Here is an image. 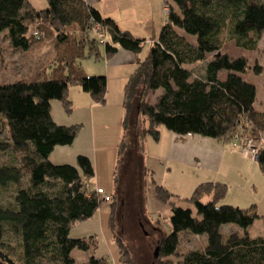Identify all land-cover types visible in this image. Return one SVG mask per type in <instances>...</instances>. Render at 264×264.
Instances as JSON below:
<instances>
[{
    "label": "trees",
    "instance_id": "1",
    "mask_svg": "<svg viewBox=\"0 0 264 264\" xmlns=\"http://www.w3.org/2000/svg\"><path fill=\"white\" fill-rule=\"evenodd\" d=\"M46 4L37 9L29 0H0V48L4 42L9 52L23 53L47 37L52 44L44 64L23 77L0 82V156L10 160L0 162V188L14 186L12 198L0 200V264H74L71 250H87L94 240L68 235L76 222L94 217L103 202L102 195L90 188L95 175L91 159L79 154L71 165L48 158L56 146L70 145L81 129L78 123L57 124L50 114L52 100L69 113L68 89L78 85L97 104L107 101L105 75H87L80 64L81 59L101 57L100 37L91 35L94 23L103 28L107 57L126 49L136 60L122 88L123 135L116 169L127 148L125 132L131 121L138 135L149 134L153 140L159 139L162 125L177 138L198 134L221 144L233 143L235 135L252 138L255 160L264 173V147L256 144L264 140V109L255 107L256 87L243 78L249 62L221 53L227 41L255 47L264 34V0H163L169 11L144 58L139 54L145 38L120 28L112 17H103L91 3L46 0ZM214 52L217 56L194 74L192 65ZM223 71L227 74L222 78ZM253 72L261 73L258 64ZM159 88L162 91L149 102L148 96ZM154 186L157 200L171 208L172 226L156 243L158 264H264V234L250 235L255 218L263 216L257 204L223 203L227 184L206 181L187 197L194 213L177 205L165 186ZM116 208L112 202L111 233L123 260L131 264L128 247L116 232ZM223 225H230L229 230L225 232ZM182 232L202 237L204 245L180 250ZM12 238L17 239L15 245ZM82 264L108 260L106 255H91Z\"/></svg>",
    "mask_w": 264,
    "mask_h": 264
},
{
    "label": "rangeland",
    "instance_id": "2",
    "mask_svg": "<svg viewBox=\"0 0 264 264\" xmlns=\"http://www.w3.org/2000/svg\"><path fill=\"white\" fill-rule=\"evenodd\" d=\"M29 2L37 9L47 6L46 0H29ZM121 7L120 10L115 11L116 16H119L120 26L143 36V38L145 37L144 48L139 54L141 58H144L152 42L158 38L159 31L165 23V14L162 9L163 0H127L123 2ZM145 23L149 27L147 30H143ZM91 35L99 38L98 35ZM46 39L48 37L43 41ZM99 45L104 46L103 42H100ZM51 46V42H48L45 47L51 49ZM2 51L0 82L12 81L15 76L17 78L23 77L30 73L36 65L44 64V61H41L42 55H40L41 59L37 58V60L28 54L8 57L10 52L4 46V42L0 48V56ZM222 52H226L232 58L245 57L247 59L249 66L243 78L256 87L255 107L264 109V34L257 38L253 49L238 47L233 41H227L221 49ZM216 56L217 53H211L204 61L192 65L193 73L196 75L198 72L200 73L206 62ZM255 64L260 66L261 73L253 72ZM2 65L8 66L7 71L1 68ZM11 69H14L13 72ZM220 73L222 78L227 74L225 71ZM4 75L10 80H3ZM161 91L162 88H159L155 95L148 96L149 102H153L154 97ZM134 107L136 109V102ZM132 110L134 113V108ZM133 123L130 121L126 129L128 144L122 154V162L117 169L116 162L111 165L113 166L112 170L104 171V167L98 166L99 173L90 180V188L95 190L97 184L100 185L105 190V195L110 196V200H103L94 217L86 221L76 222L70 229L68 235L72 238L87 239L90 236L94 238L87 250L77 247L71 250L70 256L74 259V264L87 263L91 255L96 257L106 255L108 264H127L120 254V248L113 237V233H111L109 218L112 202H116L117 206L114 217L116 232L120 234L128 247L131 264H158V260H154L156 243L165 232L172 231V226L171 208L168 204L157 200L154 185L165 186L174 194L173 199L176 200L177 205L184 208L190 207L195 213V207L187 197H190L197 184L211 180L219 169L230 180L228 181L229 185L226 183L227 192L230 195L238 194L240 187H242L239 191L242 196L240 205L246 204L247 206L255 203L258 214L263 215L253 221L250 235L264 234V173L259 170L252 155H245L238 146L234 147L232 143H229L232 148L243 154V158L241 157L242 159L240 158L238 162L232 159L237 162L232 165L228 160H222L220 150H214L205 143H194L193 141V136L207 139L206 136L193 134L192 136L184 135L177 138L173 131L167 130L162 125L160 126L159 139L153 140L149 134L143 138L140 134L138 135L134 130ZM256 144L264 147V140L256 142ZM8 157L1 155L0 162L10 161ZM238 165L243 168L242 172L238 171ZM218 166L219 168H217ZM222 183L224 182L222 181ZM13 190V185L7 189L0 188V200L2 202L10 200ZM101 197L103 198V196ZM224 199L222 202H225ZM230 225H223V230L228 231ZM180 234L181 237L185 236L183 232ZM189 234L181 239L180 250L198 248L204 245L202 237ZM11 242L15 245L17 239L12 238Z\"/></svg>",
    "mask_w": 264,
    "mask_h": 264
},
{
    "label": "crops",
    "instance_id": "3",
    "mask_svg": "<svg viewBox=\"0 0 264 264\" xmlns=\"http://www.w3.org/2000/svg\"><path fill=\"white\" fill-rule=\"evenodd\" d=\"M86 2L91 3L99 12H101L103 17H112L115 22L119 25V16H116L117 10H120L123 2L127 0H85ZM157 27V24H156ZM123 29V28H122ZM125 30L130 31L127 28ZM149 29L146 25L143 30ZM131 32V31H130ZM132 33V32H131ZM135 34V33H134ZM138 37H142L140 35L135 34ZM145 38V37H144ZM48 42H51L50 39H46L45 41H40L34 44L29 50L18 52L12 51L8 54L10 56H23L24 54H28L33 56L34 58L41 59L40 55L43 56L41 61L44 63L47 60V57L52 53V48L47 49L45 46ZM101 57H88L84 58L80 61L82 68L85 69L87 75H105L107 78V93H106V103L103 105L97 104L92 100L89 93L82 90L81 86L71 85L69 86L68 98L72 103V109L69 113H66L62 107L61 102L57 100L51 101L50 114L53 117V120L57 124L63 125H71V124H81V129L77 134V137L73 140L70 145H60L56 146L49 154L48 158L55 163H67V164H76L77 155H86L88 156L93 164L95 169V175L93 178L97 176L99 173V167H104V171L112 170L114 162L117 159V149L119 146V140L122 133V118H123V86L129 76L134 72L136 68V60L135 55H133L130 51L126 49H119L112 57H107L105 55L104 46H100ZM3 55L0 56V58ZM3 58V57H2ZM8 63V62H7ZM37 66V65H36ZM4 71H7L5 65L1 66ZM14 69H11L13 72ZM6 75L3 76L4 80H10L9 78H5ZM15 76V75H14ZM17 78L16 76L13 77ZM13 81V80H12ZM156 93V92H155ZM193 135V134H192ZM191 135V136H192ZM194 143L207 144L212 147V149L220 150V156L222 160H228L232 165L238 162V160L242 157L243 154L234 148L229 143L220 144L217 140L198 138L199 136H193ZM200 144V145H201ZM231 146V147H230ZM241 158V159H242ZM232 159L237 160L234 161ZM242 161V160H241ZM219 168V166L217 167ZM238 171L242 172V167L237 166ZM216 171L214 177L211 178L212 182H224L228 185L230 184L228 181V176L223 175L224 173L220 171ZM99 180V179H97ZM97 187H101L97 184ZM241 188L239 191H241ZM234 193L230 195L228 192L225 197L223 203L231 204L235 206L247 207L250 206L246 204L240 205V200L242 199L241 194Z\"/></svg>",
    "mask_w": 264,
    "mask_h": 264
},
{
    "label": "built area",
    "instance_id": "4",
    "mask_svg": "<svg viewBox=\"0 0 264 264\" xmlns=\"http://www.w3.org/2000/svg\"><path fill=\"white\" fill-rule=\"evenodd\" d=\"M163 11H164V14H166L169 9L168 7L165 5H163L162 7ZM92 33L95 34V35H98L100 37V40L99 42H103L104 40V34H103V28L101 26L100 23H94V25L92 26V29H91ZM35 34H38V31L35 30L34 31ZM233 146L234 147H239L243 153L245 155H252L254 157V159L256 158V148L253 144V140L252 138H247V137H240L239 135H235L234 137V141H233ZM98 192V194H101L103 196V200L107 201L109 199V195H105V190L102 189L101 187H96L95 188Z\"/></svg>",
    "mask_w": 264,
    "mask_h": 264
},
{
    "label": "water",
    "instance_id": "5",
    "mask_svg": "<svg viewBox=\"0 0 264 264\" xmlns=\"http://www.w3.org/2000/svg\"><path fill=\"white\" fill-rule=\"evenodd\" d=\"M155 255H157V254L155 253Z\"/></svg>",
    "mask_w": 264,
    "mask_h": 264
}]
</instances>
